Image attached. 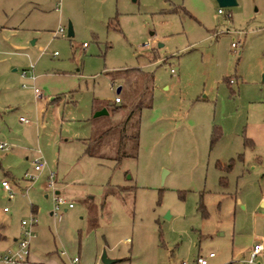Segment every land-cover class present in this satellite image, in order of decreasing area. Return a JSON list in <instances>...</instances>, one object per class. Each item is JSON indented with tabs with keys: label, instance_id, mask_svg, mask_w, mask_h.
I'll use <instances>...</instances> for the list:
<instances>
[{
	"label": "rangeland",
	"instance_id": "obj_1",
	"mask_svg": "<svg viewBox=\"0 0 264 264\" xmlns=\"http://www.w3.org/2000/svg\"><path fill=\"white\" fill-rule=\"evenodd\" d=\"M24 41L37 42L34 86L16 81L22 103H0L1 231L18 236L35 207L30 255L53 264H103V252L113 264H195L210 253L208 264H244L256 241L264 246V146L245 145L248 126L264 123V0H0V52ZM37 99L49 101L45 118ZM100 101L110 115L95 117ZM127 116L134 158L93 170L61 149ZM118 136H105L100 154L112 158ZM40 158L60 159L53 188L48 168L33 170ZM25 174L34 179L24 186ZM114 186L126 192L111 194ZM15 249L0 242V253Z\"/></svg>",
	"mask_w": 264,
	"mask_h": 264
},
{
	"label": "crops",
	"instance_id": "obj_2",
	"mask_svg": "<svg viewBox=\"0 0 264 264\" xmlns=\"http://www.w3.org/2000/svg\"><path fill=\"white\" fill-rule=\"evenodd\" d=\"M54 34V33H53ZM37 42L36 41H32L31 42V47H28V41H24L21 44H16L15 48L16 52L12 49H7L3 52H0V103H2V101H5V104H17V103H22L23 100V92L19 91L17 88H15V83L16 81L23 83V85H25L26 87H33L34 86V82H35V77L33 76L32 71L35 68V63L34 61H31V48H35ZM4 54V55H3ZM6 61H9L6 63ZM13 68V69H12ZM29 68V69H28ZM18 69L22 70V73L20 76H18L17 74H15V72H18ZM25 73V75L23 76V74ZM27 74H30V76L27 77ZM127 79H125V81H123V84H127L126 83ZM121 88L120 92L123 90L122 87H118ZM40 94V92L38 91L37 88L33 89V93L35 94V97H37V94ZM119 92V93H120ZM32 97V94H31ZM40 96H38L39 98ZM116 98V97H115ZM33 99V98H32ZM120 99V98H119ZM39 100L41 99H37V104L39 106H41V103L39 102ZM57 100H59V98H54V99H50V103L54 104L57 102ZM49 101H44V104H42L41 109L39 110V113L42 115V118H45V115L47 113V109H48V104ZM114 105H121L122 104V100L120 99V102L117 103L115 102V99L113 101ZM112 107H110L109 105H107V103L105 101H100L97 105H93V111H98L101 109H106L107 111V115H110V110L108 107L113 108V105H111ZM121 110L124 108L122 107V105L120 107ZM125 109V108H124ZM121 112V111H119ZM123 112V110H122ZM22 118V117H20ZM19 118V121H20ZM24 124H28L29 122L27 120L24 119V121H20ZM62 123V120H61ZM112 127H114L115 125H111ZM110 126V127H111ZM118 126V125H116ZM107 130V129H106ZM246 136L248 137L247 143L252 144L254 143V145H258V146H264V123L262 124H251L248 126L247 129V133ZM94 136L90 139H76L75 141L78 142L80 144L79 148H76L75 146H73V143H75L74 140H69V139H65L63 140V144H67L69 146H61V149H64V153L66 155V153L70 154V152L73 151V154H70L68 160L72 163H74L75 167H81L83 166V168H87V169H95V167H99L100 163L99 162H104V161H108V160H104V159H98V158H93L90 156L86 155V143L89 142V140L93 139ZM50 162V165H48L46 163V166L44 168H48L50 173H52V170H56V172H59L60 169V159L58 158L55 162ZM64 163H62L63 165ZM72 169V168H71ZM53 174V173H52ZM4 176L6 179L11 180V182L13 183L14 186H19L17 184H15V182L8 176L7 173H4ZM7 176V177H6ZM50 176V174H49ZM54 178H56L57 182L58 180V176L57 174H53ZM66 175L63 176V180L65 179ZM62 180V182H63ZM25 186V185H24ZM54 186V184H53ZM116 187L115 192H112L111 194L115 193H124L125 191H121L122 189H124V187L121 186H114ZM26 188V186H25ZM24 189H22L21 187H18L19 190H21L22 192H24ZM53 188V187H52ZM13 189V188H12ZM14 191V189H13ZM110 191V190H109ZM108 191V193H109ZM121 191V192H120ZM55 195L58 196L60 195L59 191H55ZM107 194L105 196V199L108 197ZM264 201V199H263ZM69 207V206H68ZM101 207L103 208L102 210H105V212H107V204L104 202L103 205H101ZM34 211V213H37V209L35 207H31V211ZM5 212V211H4ZM95 225V224H94ZM36 228H37V224H36ZM21 233V231H20ZM20 233L18 236L16 237H12L10 238L8 233L3 232L0 230V242L2 243L4 248L7 249H15L17 247V240L20 237ZM36 237L32 240L35 241ZM31 242V243H32ZM262 244V242H261ZM263 247V254H264V246L262 244ZM215 257V256H214ZM212 257V258H214ZM212 258H208V259H212ZM197 259V258H196ZM196 262V260H195ZM53 264L52 260H46V259H40L37 258L35 256V254L31 253L30 258H29V262L27 264ZM196 264V263H195ZM208 264V262H207Z\"/></svg>",
	"mask_w": 264,
	"mask_h": 264
},
{
	"label": "built area",
	"instance_id": "obj_3",
	"mask_svg": "<svg viewBox=\"0 0 264 264\" xmlns=\"http://www.w3.org/2000/svg\"><path fill=\"white\" fill-rule=\"evenodd\" d=\"M57 9V8H56ZM217 13L219 15L223 14V10L222 9H218ZM228 18H230V16H227ZM56 35H60L61 37H65V33L64 30L62 28H58L55 33L54 36ZM231 48L232 49H237L238 48V43H232L231 44ZM56 55V53L54 54ZM171 73H173V69H171ZM25 75V73L23 74V76ZM37 96H40V94H38L36 92ZM115 102L119 103L120 99L118 97L115 98ZM20 121H24L23 118H20ZM8 148L1 144L0 145V150H7ZM46 166V161L43 159H37L34 162V166H33V170L35 173H41L42 170L44 169V167ZM53 174L50 173L49 176V187H53ZM33 175L31 174H25L24 175V185L30 184L33 182ZM1 186L3 188V190L8 194V196L10 198L13 197L14 195V191L12 189V187L10 186L9 183H7L6 181L1 183ZM29 186H26L23 195H26L28 190H29ZM72 205H69V208H71ZM4 211L6 212V209H4ZM37 224V220L34 214H32V216L30 217V219L28 221H22L21 222V234L19 239L17 240V247L15 250L13 251H7L5 253H0V264H27L29 262V257H30V246H31V242L32 240L36 237V233H35V227ZM263 252V247L260 241H256L255 244L253 245L251 252H250V256L249 258L244 262V264H255V260L257 258L258 255H260ZM214 257V254L210 253L208 255V257H198L196 259V264H207V259L208 258H212ZM35 264V263H34ZM70 264H80L79 259L78 258H74L70 261ZM182 264H186L185 262H183Z\"/></svg>",
	"mask_w": 264,
	"mask_h": 264
},
{
	"label": "trees",
	"instance_id": "obj_4",
	"mask_svg": "<svg viewBox=\"0 0 264 264\" xmlns=\"http://www.w3.org/2000/svg\"><path fill=\"white\" fill-rule=\"evenodd\" d=\"M151 83V80L149 78H145V86L144 89L142 90L141 96H140V102L143 99V97L146 95V93L150 90L149 84ZM131 116V115H130ZM130 116H127L126 120L121 123V125L114 126V127H109L107 130H105L101 135L89 140L88 143H86V155L93 157V158H98V159H104V160H113L116 163H120L122 159L124 158H134L137 154L138 150V135L135 134L134 136H130L127 133L126 125L130 119ZM116 128L119 129V136H118V141L116 145V152L114 156L111 158H108L106 156H103L100 154L98 151V147L101 145L102 139L109 135L112 131L116 130ZM129 141H133V146L131 148V151H127V143ZM245 145H248L247 140L245 139ZM121 191H125V189H122ZM120 191V192H121ZM32 214H35L34 211H31Z\"/></svg>",
	"mask_w": 264,
	"mask_h": 264
},
{
	"label": "water",
	"instance_id": "obj_5",
	"mask_svg": "<svg viewBox=\"0 0 264 264\" xmlns=\"http://www.w3.org/2000/svg\"><path fill=\"white\" fill-rule=\"evenodd\" d=\"M216 2H217L218 6L220 8H229V7H233V6L236 5V0H216ZM72 36H73V30H72L71 25L69 24L68 28H67V37L71 38ZM120 89L121 88H117V90H116L117 94H119ZM105 115H107L106 109H101V110L96 112L95 117H100V116H105ZM101 262L103 264H113V263H115V261L109 260L106 257L105 252H103L102 255H101Z\"/></svg>",
	"mask_w": 264,
	"mask_h": 264
}]
</instances>
